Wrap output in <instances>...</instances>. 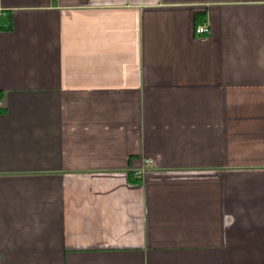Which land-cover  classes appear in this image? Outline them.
Instances as JSON below:
<instances>
[{"label":"crops","instance_id":"0c3cea01","mask_svg":"<svg viewBox=\"0 0 264 264\" xmlns=\"http://www.w3.org/2000/svg\"><path fill=\"white\" fill-rule=\"evenodd\" d=\"M0 102V264H264V0H0Z\"/></svg>","mask_w":264,"mask_h":264},{"label":"built area","instance_id":"2783aa9c","mask_svg":"<svg viewBox=\"0 0 264 264\" xmlns=\"http://www.w3.org/2000/svg\"><path fill=\"white\" fill-rule=\"evenodd\" d=\"M194 33H195V35L206 34V33H208V27L205 24L196 26L194 29ZM0 106H1V102H0ZM150 163H151V161H147V164H150Z\"/></svg>","mask_w":264,"mask_h":264}]
</instances>
